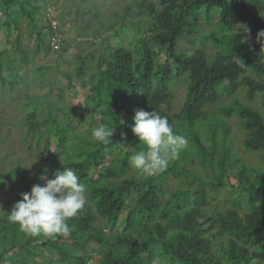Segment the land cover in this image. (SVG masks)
<instances>
[{
  "label": "trees",
  "instance_id": "obj_1",
  "mask_svg": "<svg viewBox=\"0 0 264 264\" xmlns=\"http://www.w3.org/2000/svg\"><path fill=\"white\" fill-rule=\"evenodd\" d=\"M48 1L51 0H0V31L6 32L9 39L14 36L12 42L8 39L9 46L0 43V90L29 87L19 71L39 55L38 45L46 44L49 49L48 40L45 41V35L49 34L48 21L43 25L37 20L40 17L45 23L40 8ZM202 9L208 24L214 15L217 18L216 34H212L216 53L212 60L201 49L189 54L178 49L185 35L195 30ZM92 15L97 21L98 14ZM119 20H127L132 33H139L133 50L123 46L120 34L127 29L122 24L111 35L116 43L110 44L108 38L103 37L101 43L96 44L99 48L77 58L73 73L59 74L66 78L68 88L77 82L86 89L87 101L103 117L97 126L116 128L112 144H98L89 137L97 127L91 123L94 117L90 118L85 135L73 133L71 139L76 142L68 144L65 134L71 130L75 108L63 112L62 125L53 115L55 110L61 109L48 99L50 91L26 95V102L21 105L26 134L37 146L43 142V156L49 153L50 137L57 140L56 148L60 151L58 156L53 154L48 158L52 164L48 179H53L52 174L63 167L73 168L86 185L87 206L77 218L69 221L72 230L67 236L55 240L26 236L18 225L7 221V212L21 199V193L30 192L33 185H44L40 173L32 174L9 197L4 195L0 199L3 207L0 211V264H27L44 249L63 256L66 264H84L89 257L84 255V250L91 241L96 248L102 247L96 264H150L157 247L167 257V264H252L258 261L264 257V162L250 176L243 165H238L226 141L229 128L220 117L238 116L245 134L243 150L264 153V45L256 39L257 33L264 30V0H129ZM238 21L241 28L235 32ZM24 22L30 26V36L37 42L33 51L27 50L21 40ZM90 24L94 41L99 31L106 28L101 22L97 27H92L91 21ZM245 26L249 32H243ZM242 37H247L246 43H241ZM103 43L106 45L100 50ZM7 49H11V53ZM162 49L172 69L167 58L159 60L158 51ZM96 51L102 52L97 59ZM233 56L240 57L245 68L237 66ZM47 70L48 67L40 66L32 73L31 82L40 86L36 90L43 87L42 79ZM173 76L187 78L184 101L176 114L171 112L173 95L169 83ZM52 80L49 85L55 86L56 80ZM239 87L245 89L248 101L261 96L263 113L237 101L220 109L218 115L205 111L222 93L232 96ZM59 94L61 97V92ZM42 103L44 110L39 114ZM141 109L167 117L174 131L189 141L179 158L156 176L140 175L129 162L142 148L131 132L135 112ZM218 128L221 129L219 140ZM201 131L205 132L208 144L202 142ZM124 144H129L131 150L125 151ZM107 151H118L122 155L110 160ZM54 157L59 163L57 166ZM235 166L237 182L231 187L239 194L237 203L209 217L206 214L212 194L223 188ZM196 167L209 176L200 177ZM12 177V171L0 173V196L4 184ZM168 179L174 180L177 187L168 190ZM116 219L122 222L121 228L108 239L98 232L89 235L97 222L107 225ZM199 219H204L208 225L205 227ZM74 250L82 254H75Z\"/></svg>",
  "mask_w": 264,
  "mask_h": 264
},
{
  "label": "rangeland",
  "instance_id": "obj_2",
  "mask_svg": "<svg viewBox=\"0 0 264 264\" xmlns=\"http://www.w3.org/2000/svg\"><path fill=\"white\" fill-rule=\"evenodd\" d=\"M129 0H85L80 2V0H51L42 5L40 8L41 15L45 18L44 20L40 17L37 18L40 24H46L49 17L52 15L50 12L47 14V8H53V12L56 15V19L62 23V42L61 49L50 53L46 44L39 46V55L28 67L22 68L19 73L25 79L26 83L29 82V87L22 89L16 87L13 90L3 89L0 90V173H6L12 171L13 177L6 181L4 184V189L1 192L0 199L3 196L9 197L13 192L17 190L21 183L34 174L40 173L41 176H45V179H41L42 183L45 184L48 180V174L51 172L52 164L48 161L50 155H59L60 149L56 148L57 140L55 137H50V147L49 153L43 156V142L40 145H36L34 141L30 139V136L26 134V128L24 126V111L21 107L26 102V95H34L36 92L50 91L49 100L53 101L61 110H55L53 115L55 119L59 120L62 125L64 124L63 112H68L71 108H75L73 116L71 117V130L65 134L68 138V144L76 142L75 139H71L73 133L78 132L79 134L85 135V131L88 130V124L91 117L95 118V121L91 122L96 125L102 116L98 115L92 109V104L87 101L88 92L86 89L81 87L77 82H74L72 88L67 87V81L65 77H61L59 74L61 72L73 73L75 66L77 65V58L87 55L92 52L97 47L96 44L101 43L103 37H107V41L110 44L116 43V40L111 36L113 31L117 29L120 25L125 24L126 32L120 34L123 36L124 47L134 49L135 39L139 33H132V28L127 26L126 21L119 20L122 13L123 6L127 5ZM40 5V4H39ZM45 6V8H44ZM203 10L199 15L197 26L194 31L189 32L185 35V38L180 41L178 49L185 51V53H191L195 49H201L205 52L207 58L212 60L216 53V48L213 43L212 34H216L215 25L217 18L214 15L209 24L204 20ZM64 11V12H63ZM79 11V12H77ZM82 11H87L86 15H82ZM66 15L61 16L62 13ZM92 13L98 14L97 21H94ZM215 14V13H214ZM48 17V18H47ZM92 22V27H97L98 22H101L104 26V30L99 31V35L96 39L91 38V32L93 31L88 25ZM137 23V21L130 19V22ZM22 36L21 40L26 45V49L33 51L36 48L37 42L34 36H30V26L27 22L22 25ZM241 28V21L237 22L235 32H238ZM101 29V28H100ZM5 31V29H4ZM3 31H0V43L2 46H9V36H5ZM208 36V39L204 40V36ZM220 34L216 35L219 36ZM12 36V35H11ZM47 34L45 35V41H47ZM14 36L10 37L9 41H13ZM100 40V41H99ZM204 42L202 43V41ZM106 44L103 43L100 50ZM9 48V47H8ZM99 48V47H97ZM99 50V51H100ZM11 53V49L6 50ZM95 52V59L102 52ZM181 51V52H182ZM159 60L164 61L166 57L165 51H158ZM169 68L171 67V61L167 58ZM94 65V64H93ZM48 67L44 79H42L43 87L41 90H36L38 87L36 82L32 83L28 73L34 70L36 67ZM15 68L18 67L14 66ZM52 79L56 80V85H49ZM186 79V80H184ZM186 81V82H185ZM27 84V85H28ZM170 93L173 95V100L171 103V112L176 114L180 111L184 97L185 90L187 86V78L183 76L182 78L176 79L173 76L169 83ZM61 92V97L59 93ZM41 99V98H40ZM233 101H237L242 105L250 106L260 113H263V100L260 95H257L254 100L248 101L245 98V89L239 87L237 92L232 96L226 97L223 93L220 95L218 101L212 105L205 107V111L218 115L220 109L229 106ZM44 110L43 103L38 108L39 114ZM82 117L80 118V116ZM220 120L227 125L229 128V133L227 135L226 141L231 147V156H233L237 161L238 165H243L250 176L253 170H257L262 167L264 162L263 152H248L243 150L242 142L245 138V134L242 130L240 119L236 115H231L228 118H221ZM205 132H200V137L202 142L208 144L205 139ZM89 137H92L90 135ZM216 137L219 140L221 137V129L218 128ZM124 150L130 151L131 147L129 144H124ZM111 159H117L121 157V153L107 151ZM55 166L59 165L58 161L56 163V158L54 157ZM62 162H60L61 164ZM113 165V163H111ZM115 165V164H114ZM237 165V166H238ZM232 170L229 174L228 180H225L224 186L219 191L213 193V197L210 200V206L208 207L207 214L209 217H215L217 212H222L232 206H234L238 199L239 194L233 191L231 187L236 186L238 169ZM106 168V167H105ZM197 168V172L200 177L206 178L209 173L205 174L200 168ZM102 171H104L102 169ZM91 171V175H92ZM131 172V171H130ZM166 187L168 190L177 187L174 180L168 179ZM3 194V195H2ZM0 200V211H2V203ZM199 223H203L205 227L208 222L204 219H199ZM122 222L119 219L107 223V225L97 222L94 225V230L89 231V235L98 232L100 235L108 239L109 236L120 230ZM104 225V226H102ZM102 247H95L94 242L91 241L88 247L84 250V255L89 257L86 259L87 263L84 264H96L99 258V254ZM75 254H82L79 250H74ZM27 264H66L63 256L56 253H52L51 250L44 249L43 252L38 254L27 262ZM252 264H264V257L259 258L258 261H253Z\"/></svg>",
  "mask_w": 264,
  "mask_h": 264
},
{
  "label": "clouds",
  "instance_id": "obj_3",
  "mask_svg": "<svg viewBox=\"0 0 264 264\" xmlns=\"http://www.w3.org/2000/svg\"><path fill=\"white\" fill-rule=\"evenodd\" d=\"M52 9L47 8V14H52L48 19V45L50 21L55 20L60 24L63 36L62 23L56 19ZM249 31L245 26L243 32ZM256 39L264 45V30L257 33ZM246 42L247 37H242L241 43ZM232 60L241 69L245 68L240 57L233 56ZM115 129L100 125L92 129L91 135L98 144L110 145ZM131 132L142 145L129 161L131 167L140 175L156 176L163 173L189 144L186 136L174 131L167 117L153 111L137 110ZM121 135L123 137L124 134ZM52 175L54 178L46 180L43 186L36 184L30 192L21 193V199L7 212V221L18 225L19 230L28 237L55 240L57 237L69 235L72 230L69 221L77 218L87 206L86 185L81 182L79 174L73 168L63 167ZM40 179H45V176ZM150 264H167V257L159 247L153 250Z\"/></svg>",
  "mask_w": 264,
  "mask_h": 264
},
{
  "label": "built area",
  "instance_id": "obj_4",
  "mask_svg": "<svg viewBox=\"0 0 264 264\" xmlns=\"http://www.w3.org/2000/svg\"><path fill=\"white\" fill-rule=\"evenodd\" d=\"M50 36H49V46L50 52L53 53L58 51L60 48V43L62 41V34L60 29V24L57 21H50Z\"/></svg>",
  "mask_w": 264,
  "mask_h": 264
},
{
  "label": "crops",
  "instance_id": "obj_5",
  "mask_svg": "<svg viewBox=\"0 0 264 264\" xmlns=\"http://www.w3.org/2000/svg\"><path fill=\"white\" fill-rule=\"evenodd\" d=\"M36 69H37V67H36L34 70L30 71V72L28 73V77H29V76L31 77L32 73H33ZM23 80L25 81L24 78H23Z\"/></svg>",
  "mask_w": 264,
  "mask_h": 264
}]
</instances>
